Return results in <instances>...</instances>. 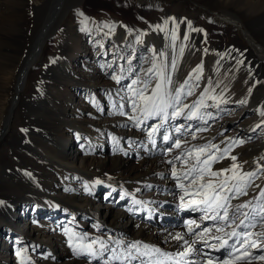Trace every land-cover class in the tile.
<instances>
[{
    "label": "bare ground",
    "instance_id": "obj_1",
    "mask_svg": "<svg viewBox=\"0 0 264 264\" xmlns=\"http://www.w3.org/2000/svg\"><path fill=\"white\" fill-rule=\"evenodd\" d=\"M66 1L72 4L54 35L55 48L47 46L49 29L64 0H57L55 9H50V2H28L21 24L27 29L32 28L36 16L49 13L31 41L30 60L18 69L20 62L15 58V70L0 84V264H110L113 260L108 252L97 258L76 255L69 246L70 237L73 246L94 239L105 241L122 257L127 255L129 242L173 256L168 259L149 252L134 260L117 259L121 264H204V253L223 258L226 248L215 251L200 242L187 256L176 255L181 242L172 240V234L187 233L189 227L200 231L195 224L214 228V222L201 220L202 212L181 206L182 190L172 177L173 165L167 161L172 160L177 176H182L186 168L176 159L178 155L183 157L193 147L218 146L219 151L210 148L200 158L215 152L217 160L210 167L217 171L229 168L233 163L229 157L235 156L242 167L224 174L229 185L236 184L245 172H257L252 186L246 189L248 194L231 200V204L250 200L257 207L264 204V198L258 197L264 189V14H257L264 0L212 1L223 6L227 12L223 14L213 10L212 3H193L197 11L207 15L204 19L181 16L180 7L171 12L170 7L162 6L163 0H132L139 6L158 9L149 18L138 17L139 22L107 13L89 16L84 9L86 0ZM184 1L178 0L177 5L194 0ZM75 12L96 25L88 37L82 35L77 50L72 48V40L81 37L82 28L72 25ZM172 13L178 17L175 23L170 19ZM165 21L167 27L161 30ZM108 43L110 50L106 49ZM53 56L58 59L56 64L43 70L40 62L47 66ZM194 56L200 61L191 69L187 62ZM231 64H238L242 73L251 77L245 99L236 100L219 81L218 69ZM161 71L166 79L171 78L169 91L183 88L187 92L191 88L192 95L182 94L183 104L193 105L203 96L207 105L197 111L206 124L182 114L164 125L161 135L166 129L172 133L170 140L181 141V147L173 146L171 152L164 151L170 142L162 143L157 137L153 146L147 141L145 129L155 124V119L145 120L144 127L138 128L128 118L140 115L130 106V88L140 89L147 83L151 90ZM113 76L120 77L119 82ZM133 79L135 85L131 84ZM68 88L63 96L53 93ZM188 111L191 109L185 113ZM177 126H181L179 132L174 131ZM239 140L243 143L233 144ZM230 145L225 156L223 149ZM129 147L137 148V153L125 154ZM212 179L214 185L220 182V178ZM188 191L198 202L200 197L192 195V189ZM134 200L140 203L134 204ZM189 220L195 224L189 225ZM100 222L103 225L99 226ZM72 229L79 232L72 235ZM261 230L257 225L253 231ZM209 243L218 241L210 239ZM250 252L251 256L234 260V264H249V260L264 264L253 259L264 252V244ZM218 262L213 259V264Z\"/></svg>",
    "mask_w": 264,
    "mask_h": 264
},
{
    "label": "snow or ice",
    "instance_id": "obj_2",
    "mask_svg": "<svg viewBox=\"0 0 264 264\" xmlns=\"http://www.w3.org/2000/svg\"><path fill=\"white\" fill-rule=\"evenodd\" d=\"M170 19L175 23L174 17ZM167 23L168 21L164 22L163 28H161L160 25H156L155 27L164 30V28L167 27ZM188 27L191 28V22H188ZM193 30L203 31L202 29ZM172 39H176L175 34L172 35ZM185 39H187V36H185ZM181 52H183V48H181ZM171 67L172 69H175V62L172 63ZM158 76V82L151 90L148 89L147 83H145L144 87L140 89L130 88L132 91V96L129 97L130 106L134 113L139 111L140 115H130L128 118L134 122L133 126L138 128L144 127L145 120L149 118L155 119L157 122L148 125L145 129L147 141L153 146L156 145L157 137H159L162 143L170 142V146L168 149H165V152H171L173 146L175 148L181 147V141L179 138L170 140L172 133H169L166 129L161 135V129L164 125L169 124L170 121L175 120L182 114H185L186 119L197 118L203 120L206 124L207 120H205L203 116H198L197 111L199 107H206L207 105H204L203 96L193 105L183 104L181 102L182 94L183 96L192 95L191 88H189L187 92H184L183 88L169 91L168 85L171 84L170 76L166 79L163 71H161ZM198 78L199 77L197 76V79ZM112 79L119 82L120 77L113 76ZM131 84L135 85L136 80L133 79ZM186 109H191V111L185 113ZM261 116H264V112H261ZM127 126L128 125H125V127ZM180 127L181 126H177L174 131L179 132ZM199 130L201 129H198V131ZM22 131L25 130L22 129ZM195 138V135H193L192 139ZM237 143H243V141H233V144ZM230 147L231 145L229 148L223 149L225 156H228ZM210 148H215L219 151L218 146L207 144L199 148L193 147L190 151L185 153L183 157L178 155L176 159L181 160V163L186 168L182 176H177L175 164L172 160L167 161V163L173 165L171 170L172 177L176 179L182 190V194L179 196L181 206L190 207L192 211L202 212L203 215L200 219L214 222V228H201V225L195 224L194 220H189L188 224H195V227L200 229V231H194L193 228L189 227L187 233L178 232L172 234L171 239L181 242V250L176 254L181 258L192 253L194 250L193 245L200 242L207 245L209 249L215 251H219L220 248L227 249L223 258H213L208 253H204L203 255L207 257L204 260V264H213V259L219 260L220 264H234V260L251 256V248H256L259 245L264 244V204H259V207H257L252 200L241 202L235 206L231 204V200L238 199L241 195L248 194L246 189L252 186L254 180L257 178V172H245L236 184L229 185V179L226 178L224 174L228 172L234 173V170L241 168L242 165L236 163L237 158L235 156H230L229 158L233 163L229 168L212 171L210 163L217 160L216 153L212 152L204 155L203 159L200 158L201 154L206 153ZM193 153L196 154L195 158H193ZM190 159L191 164L189 165ZM205 176L208 178L205 179ZM212 178H220V182L217 185H214ZM234 178L235 174L233 175V179ZM96 183L99 184L101 181H96ZM193 185L196 187L193 188ZM189 189H192V195H198L200 197L198 202L192 200L188 191ZM185 197H189V199L186 200ZM258 197L264 198V189L258 193ZM0 203L3 202L0 201ZM133 203L139 204L140 201L134 200ZM257 225L260 226L262 229L261 231H253L256 229ZM213 231L216 233H224V236L207 235L213 233ZM186 235L192 236L193 239H186ZM80 239L83 240L86 239V237H81ZM210 239L217 240L218 243L211 244L209 243ZM230 240L231 243L229 242ZM116 244L117 247H119L118 241ZM69 246L72 247V250L76 255H87L90 258H97L98 256L103 257L104 253L108 252L112 254L113 260H134L141 256H147L149 252H153L159 253L161 256H165L168 259H173L172 254L162 253L158 248H149L148 245H141L140 242H129L126 248L127 255L123 257L116 255V248L110 247L102 240L94 239L82 246L79 244L73 246L70 237ZM96 246H98V248ZM142 248L144 249L143 251ZM197 252H199V250H197ZM237 253H240V255H237ZM17 254L19 255V253ZM253 259L264 261V252L253 257ZM105 264H107V261H105ZM142 264H146V262L142 261ZM189 264H191V262H189ZM249 264H251L250 260Z\"/></svg>",
    "mask_w": 264,
    "mask_h": 264
},
{
    "label": "rangeland",
    "instance_id": "obj_3",
    "mask_svg": "<svg viewBox=\"0 0 264 264\" xmlns=\"http://www.w3.org/2000/svg\"><path fill=\"white\" fill-rule=\"evenodd\" d=\"M32 1H38V4H41V5L50 2L51 3V5H49L50 9H51V6L53 9L57 7L56 6L57 0H0V31H1V34H0V84L5 80L8 73L13 72L15 70V64H14L15 58L17 61L20 62V64L17 65L18 69L21 68V66L26 65V63L30 60L31 50H32L31 41H33L32 39L36 36L37 32L39 31L40 26L44 22V18H46L49 13L48 11L47 14L45 13L44 15L40 14L36 16V21L34 24H32L33 26L31 29H27L25 26H22L21 25L23 23L22 13L25 11V8L28 2H32ZM177 1L178 0H163L164 3L162 4V6L167 7V8L170 7L169 9L171 12L173 11L175 12L176 8L180 7L182 10L181 16L183 15H185L184 17L194 16V17H200V19H204V18H207V15L204 12L197 11L198 8L196 7V5L194 6L193 3L197 5L198 4L210 5L212 1L214 0H194L193 2L190 1V2H187L186 4H182L184 6L177 5L179 4ZM63 4H64V7L57 15V20L53 22L51 28L49 29V33H50L49 39L50 40L48 41L47 46L50 48L52 47L55 48L56 39L54 35L56 34L61 22L64 20L67 14V11L69 9V6L72 3L64 0ZM210 6L213 8V10H215L218 13L223 14L224 12H226V10L223 8L221 4L212 3ZM84 9L89 16H100V15L105 16V14L107 13V14H114L112 16H117V17L124 16V17L131 19L134 22L140 21L138 17H141L144 19L145 17L148 16L149 18L151 14H155L158 11V9L156 10L153 8L148 9L144 6H139L132 0H86ZM257 10H258L257 14H264V3ZM74 14L75 15L72 16V20H73L72 25L76 26L77 24H79V26H81L82 28V32L80 35L81 39L80 38L78 39L79 36L77 35L78 37L73 38L74 40H72L73 42L72 48L77 50V48L79 47V43L81 42V40H83L82 35L85 37H88L94 31V27H96V25L95 23H93L94 21H92V19L87 17V20L89 19L90 21L83 20L82 16H80L79 13L75 12ZM172 17H174L175 20L178 19L177 15L173 13H172ZM143 19H141V21H143ZM137 28L141 29L139 27ZM76 31H78V29L77 30L75 29V32ZM144 32L147 33V31H144ZM2 35L3 37H1ZM176 43L179 44V41L177 40ZM178 48L179 47H177V52L180 51V49ZM106 49L107 50L111 49L110 43L107 44ZM12 54H14L15 57L12 56ZM57 60L58 59L55 56H53L51 58H48L47 66L42 62H40V66H42L43 70H45L50 66V64L51 66L55 65ZM199 61L200 60H198V58H196L195 56L190 57L187 62V66H189V68L191 69H196ZM71 67H73V64H71ZM230 67L225 68L224 70L221 68L218 69V75L220 77L219 81L221 82L222 85H225L227 87V89L231 92V94H233L236 100L245 99V97H248V94L251 89V85H250L251 77L247 73L246 74L242 73V70H240V66L238 64H234ZM219 70H220V73H219ZM69 89L70 88L62 89L61 93H58L57 91L53 93H56L57 96L59 95L63 96L65 94L63 91L68 92ZM84 97H86L85 99L87 101L90 100V96L88 95L86 96L85 94ZM1 100L2 98L0 94V101ZM124 150H128V152H126L128 154L130 152L133 154L137 153V148L129 147ZM104 193H106V190H103L101 194L103 195ZM158 217H162V216H158ZM156 221L157 219L155 220V222ZM158 224L161 225L163 223L158 222ZM100 225H103V223L100 222L99 226ZM76 232H79V231H75L73 229L71 230L72 235ZM95 232L96 231H93V233L91 234L95 235L94 234ZM83 233L89 234L88 232H83ZM21 256L22 255L19 256V259ZM219 257L221 258L222 256L219 255ZM214 260L216 261V259ZM256 261L257 260H255L254 262ZM109 263L110 264H121L120 261L118 260H112ZM218 264H220V262H218Z\"/></svg>",
    "mask_w": 264,
    "mask_h": 264
}]
</instances>
